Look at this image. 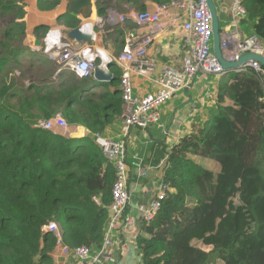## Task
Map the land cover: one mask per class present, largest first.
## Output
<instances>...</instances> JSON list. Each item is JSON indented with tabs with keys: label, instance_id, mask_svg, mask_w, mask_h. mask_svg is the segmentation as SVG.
I'll list each match as a JSON object with an SVG mask.
<instances>
[{
	"label": "trees",
	"instance_id": "1",
	"mask_svg": "<svg viewBox=\"0 0 264 264\" xmlns=\"http://www.w3.org/2000/svg\"><path fill=\"white\" fill-rule=\"evenodd\" d=\"M29 1L0 0V20L6 24L0 29V264H53L55 237L42 232L50 222L61 227L69 248L99 249L116 180L115 165L104 158L94 135L104 136L122 113L119 88L109 90L119 86L120 76L97 83L92 77L78 79L61 71L53 78L58 66L51 59L41 57L36 60L41 64L35 65L31 56L39 52L26 45V22H34L31 30L39 37L50 28L46 23L54 15L56 24L68 29L76 28L81 18L66 13L63 0H36L32 15ZM146 1L162 5L172 0L95 3L103 17L108 9L125 13L123 5L145 11ZM243 6L246 17L240 24L264 42V0H244ZM28 59L31 67L40 69L36 80L41 85L13 86L11 65L21 66ZM230 72L233 82L225 79L218 91L219 96L226 92V100L198 130L169 152L152 146L153 164L164 160L161 182L168 190L159 211L142 223L136 237L142 264H264L263 77L248 67L224 74ZM92 87L102 91L93 92ZM56 114L86 134L67 138L36 127L39 120ZM194 157L210 159L220 175L237 183L239 202L256 220L254 231H235L226 247L216 245L207 251L178 240L202 219L220 189L215 174Z\"/></svg>",
	"mask_w": 264,
	"mask_h": 264
},
{
	"label": "built area",
	"instance_id": "2",
	"mask_svg": "<svg viewBox=\"0 0 264 264\" xmlns=\"http://www.w3.org/2000/svg\"><path fill=\"white\" fill-rule=\"evenodd\" d=\"M243 1L232 0L231 26L235 28L246 17ZM175 8L186 16V19L182 20L180 24V29L185 34L182 46L186 51L182 57L181 65L178 67L162 66L160 77L156 82L157 91L154 94L136 97L133 95L132 77H147L155 70L157 62L148 56L147 48L154 39L168 31L170 20L181 21L182 18L178 14L171 17V12ZM109 14L111 22L114 21V17L122 24L124 20L130 19L140 26H146L147 33L136 44L132 39L127 38L123 52L114 58L115 64L121 70L119 87L122 99L120 127L116 140L98 134L94 135L95 142L100 147L104 158L114 163L116 169V180L111 189L112 202L109 206V221L103 242L96 251H92L86 246L71 249L63 242V231L57 222H50L42 228L43 233H50L55 237V253L61 257L72 256L82 264H107L104 256L114 244L113 231L117 228L118 223H133L126 212L131 204L128 190L130 170L126 148L131 131L134 128L146 131L152 125L158 124L161 106L180 91L191 90L198 75L220 77L225 73L212 51V19L207 0H172L168 4L157 5L153 10L131 11L121 15L109 10ZM90 25L92 28L93 24L90 23ZM43 40V50L47 54L50 53L51 58H49L58 66L56 74L67 71L75 74L78 79L92 77V69L96 64L95 52L97 50L92 45L95 41L83 45L81 48H73L61 38L58 28L49 29ZM39 50L40 48H36V51ZM220 50L222 57L227 62H236L239 57L246 54L264 57V42L255 34L240 37L237 31H232L221 36ZM247 67L252 68L256 74L263 77L264 99V68L255 61H248L240 68ZM36 127L56 133L58 130H66L69 124L61 114H56L48 120H39ZM132 165L139 169L137 178H144L148 172L155 169L153 166L141 168L142 160L139 158H136ZM167 190V186L161 182L153 197L147 203L137 207V211L142 216V222H149L154 218L160 209L161 202L166 198ZM94 202L97 203L95 199ZM123 263L127 264L126 255Z\"/></svg>",
	"mask_w": 264,
	"mask_h": 264
},
{
	"label": "crops",
	"instance_id": "3",
	"mask_svg": "<svg viewBox=\"0 0 264 264\" xmlns=\"http://www.w3.org/2000/svg\"><path fill=\"white\" fill-rule=\"evenodd\" d=\"M213 2L216 7L219 23L220 21L223 23V30L222 33H220L221 36L232 31H237L240 37H248L254 35L253 30L246 24H240L241 22H239V26L237 28L231 26L232 0H213ZM145 4L146 10H153L157 6V4L150 1H146ZM63 5L61 6V8L65 11L66 2L64 0ZM109 10L113 11L115 14L121 15V13H118L114 9H108L103 14V17L106 18L101 20V17L98 16L96 10V3H94L92 14L88 21H99L103 23V25H100L99 27L97 26L96 28V41L94 42V47L96 48V50L97 48L99 49L97 51L102 50L105 52V54L114 59L124 50V44L126 45L127 38L132 39L134 44L139 43L143 35L147 33V28L146 26L139 25L138 29L136 30V35L132 37L130 35L131 30L124 27L122 23L118 22L116 17H114V21L111 22V19L108 17L110 15ZM122 10L125 11V13L123 14H128L129 12L133 11L129 6L126 5H123ZM33 12L34 13H32V15H36L34 8ZM180 12L177 8L172 10L171 17L175 14H178L182 18L181 21L176 22L170 20L168 22V31L163 33L159 38L154 39L151 45L148 46L147 54L150 58L154 59L157 62V66L155 70L147 77H132L134 96L143 97L154 94L157 91L158 87L156 82L160 77V69L162 66L166 65L178 67L181 65L182 57L186 51L182 46L185 34L180 29V24L182 20L186 19V16L183 12ZM56 18L57 16L54 15L53 18L47 21L46 25H50V28L59 26L56 24ZM35 20L36 19L34 18V21ZM26 24L28 25L26 45L28 46V48H31V50H34L33 47L42 49L44 47L43 38L46 31L41 32L39 37H35V35L32 33V30L29 28V20L26 22ZM63 27L66 28L65 26ZM38 41L41 42L42 46L37 44ZM121 47H123V49H121ZM34 62L35 65L41 64V62L38 61ZM41 66L45 67L44 65ZM38 71H40V69L36 67L35 72ZM111 73L113 74L114 78L116 75H121V70L117 65H115L113 68H111ZM226 75L227 73L223 74V76L220 77L208 76L204 74H201V76L198 75L191 90L175 94L160 108V121L158 124L152 125L146 131H142L138 128H134L131 131L126 145L127 160L130 170L128 190L131 196V204L126 212L127 216L133 221V223H118L117 228L113 231V236L115 237L114 244L112 248L105 253L104 256V260L107 264H124L123 259L125 258V255L127 264H141V253L136 244V237L140 233L141 225L143 222L141 214L137 211V207L140 204L147 203L153 197L154 192L157 190L159 184L161 183L162 168L164 165V160L160 161L157 166L153 164L154 160H156V153L155 150L152 149V146H163L166 148V151L169 152L173 148V146L177 145L180 142L183 137L198 130L202 126V123H204L210 116L211 112H213L223 100H226V92L221 93L220 96L218 95L219 87L221 83L225 82L224 79ZM230 78L231 77L226 78L228 80L226 81L227 84L233 82V79ZM116 88H119L120 90L119 86H111L109 90L112 91ZM91 91L98 93L102 91V89L92 87ZM208 98H210L211 100H207ZM195 99L196 104H193V101ZM250 100H252L251 96ZM169 101L183 104L184 109L167 106V103ZM206 101L212 102L214 106L213 110L209 111L210 108L205 105ZM199 103H202L201 106L204 103L203 109L202 111H200V127V121H197L195 117V115L199 112V108L197 106ZM119 127L120 116L116 118L113 124L106 128V132L105 134H103L104 137L116 140L119 132ZM56 133L67 138H80L86 134V131L77 126L69 125L66 130H58ZM136 158L142 160L141 168L145 169L148 166H153L155 169L148 172L146 177L137 178L139 169L137 166L132 165ZM50 256L52 258L53 264H82L72 256H59L57 253H55V250Z\"/></svg>",
	"mask_w": 264,
	"mask_h": 264
},
{
	"label": "rangeland",
	"instance_id": "4",
	"mask_svg": "<svg viewBox=\"0 0 264 264\" xmlns=\"http://www.w3.org/2000/svg\"><path fill=\"white\" fill-rule=\"evenodd\" d=\"M35 1L36 0L29 1V14L33 13V5ZM33 23L30 24V29L32 28ZM5 25V22H2V20H0V29L5 27ZM219 30H223V23L221 21L219 23ZM37 44L42 46L41 42L39 41ZM33 49L36 50V48L34 47ZM37 52L39 53H32V61H36L38 58L44 56L51 58V56L49 55L50 53L47 54L44 50L40 49ZM45 54H47L48 56ZM26 56H28V53L26 54ZM53 63L55 64L54 61ZM30 64L31 63L28 59L22 61L21 66L11 65L13 71V86L27 87L31 83L40 84L39 81L36 80V67H31ZM56 71H58V69ZM56 73L54 74L53 78L56 77ZM231 75V72L228 73L225 79L227 77H230ZM195 81L196 79L194 80V82ZM207 100L211 99L208 98ZM193 104H196V99L193 101ZM201 104L202 103H199L197 105L199 108V112L195 115L197 121H200L199 127L201 126L200 111H202L204 103L202 106ZM205 105L210 108L209 111L214 109V106L211 101H206ZM167 106L184 109L183 104H179L173 101H169L167 103ZM203 124L204 123H202V125ZM194 159L206 169H209L215 174V182L219 185L220 189L218 191V196L215 203L203 210L202 215L204 216L202 217V219H200V221L190 231L183 234L181 236V239L178 238V240L182 243L185 242L196 244L197 246H200L203 249L210 251L214 249L216 245L220 247H226L228 245L230 237L235 231H241L245 233L254 231L257 227L256 220L252 213L239 202V189L237 188V183L230 178H226L225 176L220 175L218 166L210 159L197 157H194Z\"/></svg>",
	"mask_w": 264,
	"mask_h": 264
},
{
	"label": "water",
	"instance_id": "5",
	"mask_svg": "<svg viewBox=\"0 0 264 264\" xmlns=\"http://www.w3.org/2000/svg\"><path fill=\"white\" fill-rule=\"evenodd\" d=\"M66 2L65 12L71 15L79 16L81 22L74 29H66L62 27L61 38L69 43L73 48H81L83 45L92 43L96 40V28L103 25L102 22H92L88 21L92 14L93 6L95 0H64ZM207 5L212 19V51L217 57L219 63L225 71L239 69L244 63L248 61L258 62L264 68V57L255 54H246L239 57L236 62H227L223 57L220 50V30L219 22L217 17L216 7L213 0H207ZM106 17H101L103 20ZM86 23H93L90 30H86L83 26ZM123 26L131 30L130 35L134 37L136 35V30L139 25L130 19H126L123 22ZM94 43V42H93ZM92 45L94 46V44ZM97 63L92 69V78L97 83H109L113 80V74L111 73V68L113 58L105 54L104 51L95 52ZM115 65V64H114Z\"/></svg>",
	"mask_w": 264,
	"mask_h": 264
},
{
	"label": "clouds",
	"instance_id": "6",
	"mask_svg": "<svg viewBox=\"0 0 264 264\" xmlns=\"http://www.w3.org/2000/svg\"><path fill=\"white\" fill-rule=\"evenodd\" d=\"M93 24V23H92ZM54 28H58V29H60V32H61V30H62V28H61V26H57V27H54ZM49 29H52V28H49ZM48 29V30H49ZM47 30V31H48ZM47 33V32H46ZM46 33H45V35H46ZM44 39V38H43ZM96 41V40H95ZM94 44V43H93ZM124 47H125V44H124ZM44 49V47L42 48V50ZM123 52V51H122ZM121 54V53H120ZM119 55V54H118ZM117 55V56H118ZM113 62H114V59H113ZM96 63H97V60H96ZM56 64V63H55ZM114 64H115V62H114ZM116 65V64H115ZM228 71H230V70H228ZM67 72V71H66ZM225 72H227V71H225ZM57 75V74H56ZM121 76V75H120ZM223 76V75H222Z\"/></svg>",
	"mask_w": 264,
	"mask_h": 264
},
{
	"label": "bare ground",
	"instance_id": "7",
	"mask_svg": "<svg viewBox=\"0 0 264 264\" xmlns=\"http://www.w3.org/2000/svg\"><path fill=\"white\" fill-rule=\"evenodd\" d=\"M84 27H85L86 30H90L91 29V25L89 23L84 24ZM97 50H99V49L97 48Z\"/></svg>",
	"mask_w": 264,
	"mask_h": 264
}]
</instances>
